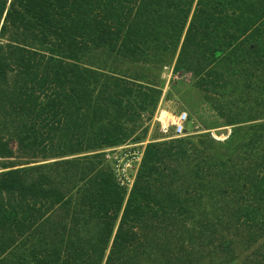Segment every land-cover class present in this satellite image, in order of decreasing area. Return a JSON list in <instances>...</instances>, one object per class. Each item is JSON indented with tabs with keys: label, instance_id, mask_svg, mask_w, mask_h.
Listing matches in <instances>:
<instances>
[{
	"label": "trees",
	"instance_id": "1",
	"mask_svg": "<svg viewBox=\"0 0 264 264\" xmlns=\"http://www.w3.org/2000/svg\"><path fill=\"white\" fill-rule=\"evenodd\" d=\"M1 19L0 112L6 118L19 120L10 139L0 136L2 160L12 158L13 142L32 156H46V148L71 156L115 147L127 139L122 125L126 116L120 120L118 116L129 109L135 112L134 107L142 110L155 104L150 97L156 92L140 85L134 97L131 85L121 77L81 68V56L91 50H102L116 60L137 62L148 48L166 50L167 45L161 47L160 43L172 45L179 51L176 70L190 74L197 86L206 89L224 80L217 70L221 62L234 64L237 58L248 57L247 61L264 65V0H10L8 5L3 0ZM4 36L11 38L6 44L1 41ZM224 47L230 51L223 57ZM15 70L23 78L7 89L8 74ZM244 81L248 93L253 92V81ZM261 106L264 112V104ZM217 107L218 115L232 127L226 141L217 144L227 147L224 158L212 157L206 148L201 151L191 143L187 147L184 141L171 143L168 149L148 144L126 201L124 189L93 162L100 155L56 163L70 169L85 164L72 176L88 183L82 203L95 221V232L66 242L73 246L67 247L70 252L65 253L66 264H84L89 256L95 257L96 264H102L107 250L104 264H111L117 251L136 240L133 228L138 221L148 216L171 217L168 214L173 211L175 200L159 196L147 186V179L155 174L161 176L157 167L165 158L184 159L189 154H204L199 161L200 171L194 173L190 186L201 172L202 179L213 180L193 186H204L208 192L212 189L209 183L219 182L214 183V197L208 192L209 198L218 195L217 199L198 212L195 236L207 238V245L218 246L224 255L222 264L236 259V237L264 236V122L247 129L246 124L252 120L240 119L244 113L226 116L228 111ZM244 128L251 133L245 136L247 141L237 142ZM3 168L8 170L0 172V237H5L7 231L6 236L13 237V230L22 237L33 226L39 230L44 222L40 227L37 222L44 215L46 204L50 209L71 203L55 186V180L41 172L44 165ZM227 189L234 193L233 201L224 199ZM178 207L177 215L193 216V210L185 203ZM109 212H114V217H109ZM74 247L80 254L73 256ZM180 248L176 246L173 252L183 254L185 250ZM52 249L53 263L61 261L60 249ZM42 253L34 251L31 258L43 263L47 259ZM191 262L197 263V257ZM256 263L253 260L249 264Z\"/></svg>",
	"mask_w": 264,
	"mask_h": 264
},
{
	"label": "rangeland",
	"instance_id": "2",
	"mask_svg": "<svg viewBox=\"0 0 264 264\" xmlns=\"http://www.w3.org/2000/svg\"><path fill=\"white\" fill-rule=\"evenodd\" d=\"M5 1L7 5L10 3V0ZM2 19L0 28L3 23ZM10 39V36H4L1 41L6 44ZM166 45L168 47L166 50H154L152 47L146 49L144 55L137 62L116 60L102 50H91L81 56L79 61L81 68H92V70L107 72L113 77H121L131 85L134 97H136L140 85L153 88L156 92L150 97L155 101V104H148L142 110L139 107H134L135 112L131 113L132 110L129 109L118 116V119L126 116L122 125L128 136L120 145L93 149L71 156L61 155L57 150L46 148V156L41 154L32 156L27 149L21 150L16 142L12 143L13 156L7 160L0 159V172L8 170V168L4 169L3 165L9 167V170L44 165L45 168L41 172L55 180V186L71 203L67 206L53 205L50 209L46 204L43 208L44 215L39 217L37 222V224L44 222V226L39 230L36 229L37 226L28 228L26 235L22 237H18L14 230L13 237H7L6 234L9 231L5 232V237H0V264H66L65 253L70 252L67 247H73L66 242L70 240L74 242L79 235L88 236L87 233L95 232V221L90 219L93 214L82 203L83 193L86 191L85 187L88 183L72 176L79 172L85 164L70 169L65 165H57V162L100 155L93 162L97 164L100 172L112 175L115 183L124 189L126 194L124 200L126 201L136 182L143 153L148 144L155 143L161 145V149H168L171 143L184 141L188 143L187 147H190L189 143H191L201 151L206 148L212 157L224 158L227 147H219L217 144H223L226 141L232 127L228 126L225 120L218 115L217 106L228 111L226 116L233 113H240V115L241 112L244 113L240 119L252 120L246 124L247 129L254 127L257 125L256 123L264 122V112L261 106L264 104V90L260 91L261 82L264 81V65L257 64L256 61L249 62L247 61L248 57H239L237 63L234 64L221 62L217 70L224 75V80L219 81L215 87L201 88L194 83L190 74L176 70V58L179 51L176 52L172 45L160 43L161 47ZM223 49V57L229 55V48L224 47ZM243 55L245 54L243 53ZM22 76L16 70L10 72L7 89H12L15 86V81L22 79ZM244 79L253 81L252 89L256 91L248 93L249 90L245 86ZM258 91L262 93L261 97L258 96ZM131 99L133 98L131 97ZM7 109L11 111L9 107ZM180 111H186L189 114L185 135L180 138L167 139L159 130L158 118L161 113L175 116ZM16 125H19L18 117L6 118L2 115V111L0 112V136L2 135L3 139H10ZM246 128L239 134L240 138L237 139V142L247 141L244 138L251 132L246 131ZM175 146L176 144H174ZM112 149H116L114 153H116L118 161L107 159L106 154ZM193 155L189 154L184 159L165 158L157 167L161 176L155 174L150 180L147 179V186L151 187L159 196H168L175 200L173 211L168 214L171 217L156 216L152 218L148 216L144 220L138 221L133 228L136 240L131 244H125L122 249L117 251L118 253L112 258L111 264H193L191 261L194 257H197L198 260L194 264H222L224 255L220 253L218 246L207 245L209 243L207 238L195 236V230L199 226L197 222L200 219L197 216L198 212H201L202 208H206L210 201L217 199L218 195L213 199L208 197V192L214 197V183L217 180H214V183H209L212 184V189L208 192L204 186L200 189L193 186L213 180L212 177L206 178V180L202 179V172L199 174L200 178H197L191 186L189 185L194 173L200 171L199 161L204 157V154L201 153L198 154V157ZM226 192L228 195L224 196V199L233 201L234 193L230 189H227ZM228 196L229 198H226ZM189 199L194 200L195 203ZM178 202L185 203L189 209L193 210V216L184 218L177 215ZM124 206L125 204L114 223L111 240L115 236ZM109 213V217H114V212ZM95 219L97 218L95 217ZM98 222L100 221L98 220ZM188 232H190V236H188ZM231 238L234 240L235 237ZM3 242L8 243L9 246ZM234 243L236 259L232 260L230 264H243L244 262L249 264L253 260L258 262L256 264H264V259H261L264 255V236L236 237ZM176 246H181L180 249L184 248L185 252L175 254L173 251ZM53 247L60 249L61 261L53 263V255H51ZM34 251H42L41 256L47 260L43 263L34 262L31 258ZM77 254L80 252H76L74 247L73 256ZM88 254L91 255V252ZM108 254L109 250L106 251L102 264L105 263ZM94 259L95 257L92 256L86 257L84 264H96Z\"/></svg>",
	"mask_w": 264,
	"mask_h": 264
},
{
	"label": "built area",
	"instance_id": "3",
	"mask_svg": "<svg viewBox=\"0 0 264 264\" xmlns=\"http://www.w3.org/2000/svg\"><path fill=\"white\" fill-rule=\"evenodd\" d=\"M189 121V114L186 111H180L175 116L160 114L158 118L159 130L167 139L180 138L185 135L186 126ZM116 149L108 151L107 159L118 161Z\"/></svg>",
	"mask_w": 264,
	"mask_h": 264
}]
</instances>
